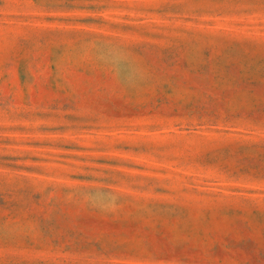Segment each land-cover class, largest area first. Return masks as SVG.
I'll use <instances>...</instances> for the list:
<instances>
[{
	"label": "rangeland",
	"instance_id": "1",
	"mask_svg": "<svg viewBox=\"0 0 264 264\" xmlns=\"http://www.w3.org/2000/svg\"><path fill=\"white\" fill-rule=\"evenodd\" d=\"M0 264H264V0H0Z\"/></svg>",
	"mask_w": 264,
	"mask_h": 264
}]
</instances>
